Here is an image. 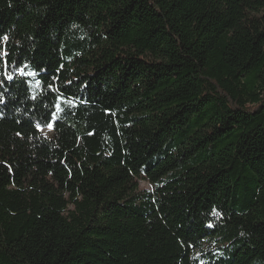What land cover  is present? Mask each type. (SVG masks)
Instances as JSON below:
<instances>
[{
  "label": "trees",
  "instance_id": "trees-1",
  "mask_svg": "<svg viewBox=\"0 0 264 264\" xmlns=\"http://www.w3.org/2000/svg\"><path fill=\"white\" fill-rule=\"evenodd\" d=\"M0 94V264H264V0H0Z\"/></svg>",
  "mask_w": 264,
  "mask_h": 264
},
{
  "label": "snow or ice",
  "instance_id": "snow-or-ice-1",
  "mask_svg": "<svg viewBox=\"0 0 264 264\" xmlns=\"http://www.w3.org/2000/svg\"><path fill=\"white\" fill-rule=\"evenodd\" d=\"M24 67H27V65H25ZM21 72L23 73V69H21ZM7 79H12V77L8 76ZM61 98H62V94H61V97H57L58 100ZM0 103H3L2 94H0ZM56 107H57V111L59 112L61 110L60 105L57 104ZM56 119H57V114L52 113L51 114V121H55ZM36 127H37V130H41L40 125H37ZM47 128L49 130H52L53 129V122H47Z\"/></svg>",
  "mask_w": 264,
  "mask_h": 264
},
{
  "label": "rangeland",
  "instance_id": "rangeland-1",
  "mask_svg": "<svg viewBox=\"0 0 264 264\" xmlns=\"http://www.w3.org/2000/svg\"><path fill=\"white\" fill-rule=\"evenodd\" d=\"M41 132L47 138L48 137L50 138L52 136V130H49L48 128L41 130ZM139 184H140V187L141 188H145V189H148V190L152 189L151 186H150V184H148L145 181H140Z\"/></svg>",
  "mask_w": 264,
  "mask_h": 264
}]
</instances>
